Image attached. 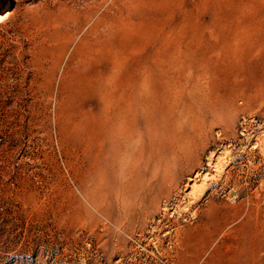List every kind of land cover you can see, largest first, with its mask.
I'll use <instances>...</instances> for the list:
<instances>
[{
    "label": "rangeland",
    "instance_id": "rangeland-1",
    "mask_svg": "<svg viewBox=\"0 0 264 264\" xmlns=\"http://www.w3.org/2000/svg\"><path fill=\"white\" fill-rule=\"evenodd\" d=\"M0 264H264V0H0Z\"/></svg>",
    "mask_w": 264,
    "mask_h": 264
}]
</instances>
